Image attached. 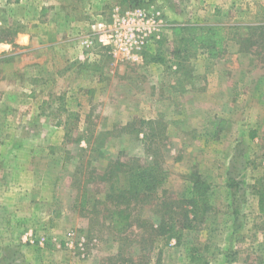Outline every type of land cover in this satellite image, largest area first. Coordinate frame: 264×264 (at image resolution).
<instances>
[{
    "label": "rangeland",
    "instance_id": "1",
    "mask_svg": "<svg viewBox=\"0 0 264 264\" xmlns=\"http://www.w3.org/2000/svg\"><path fill=\"white\" fill-rule=\"evenodd\" d=\"M116 8L160 36L99 44ZM194 171L205 219L154 248ZM263 177L264 0H0V264H264Z\"/></svg>",
    "mask_w": 264,
    "mask_h": 264
},
{
    "label": "trees",
    "instance_id": "2",
    "mask_svg": "<svg viewBox=\"0 0 264 264\" xmlns=\"http://www.w3.org/2000/svg\"><path fill=\"white\" fill-rule=\"evenodd\" d=\"M252 28V27H251ZM255 29V27H254ZM159 58V57H158ZM154 61H162L163 59H153ZM141 176L136 177L137 178V184L134 185V190L132 191L133 194L136 196H141L149 199L150 191L149 189H144L143 182L147 181L145 178L144 173H140ZM151 176V175H149ZM191 182H192V190H193V196L189 199L184 200H178L174 201L178 204H187L188 206H191V209H184L183 210V217L179 218L177 217V211L176 208L172 209V202L169 200V198H159L156 207H160V210L162 212L160 213V220L159 224L156 228V239L154 242L156 244L154 245V248H158L159 244L163 240H170L172 237L177 238L178 232L181 230V228H190L195 223H199L205 219V214L209 209L208 202L206 201V192L209 188V185L203 180L202 176L197 173V171H194L191 175ZM264 180V177H263ZM115 188L116 190L119 189L117 179H115ZM140 188V189H138ZM165 196V194H163ZM176 204V205H178ZM176 207V206H175ZM263 206L261 205V208ZM119 215V219L116 218V216ZM129 218V214H123L122 211L115 212L114 213V219L113 223L115 226H118L120 229V225L127 222V219ZM190 264H206V257H201L200 255H195L192 257Z\"/></svg>",
    "mask_w": 264,
    "mask_h": 264
},
{
    "label": "built area",
    "instance_id": "3",
    "mask_svg": "<svg viewBox=\"0 0 264 264\" xmlns=\"http://www.w3.org/2000/svg\"><path fill=\"white\" fill-rule=\"evenodd\" d=\"M116 16L112 24L98 23V43L113 49H140L149 39L159 37L163 20L159 13L149 14L144 8H133Z\"/></svg>",
    "mask_w": 264,
    "mask_h": 264
}]
</instances>
